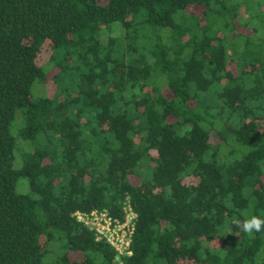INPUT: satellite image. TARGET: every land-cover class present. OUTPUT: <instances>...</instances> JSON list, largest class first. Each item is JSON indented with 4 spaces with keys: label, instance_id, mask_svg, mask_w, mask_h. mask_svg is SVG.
<instances>
[{
    "label": "trees",
    "instance_id": "1",
    "mask_svg": "<svg viewBox=\"0 0 264 264\" xmlns=\"http://www.w3.org/2000/svg\"><path fill=\"white\" fill-rule=\"evenodd\" d=\"M127 199L120 256L74 215ZM253 215L264 0H0V264H264Z\"/></svg>",
    "mask_w": 264,
    "mask_h": 264
},
{
    "label": "built area",
    "instance_id": "2",
    "mask_svg": "<svg viewBox=\"0 0 264 264\" xmlns=\"http://www.w3.org/2000/svg\"><path fill=\"white\" fill-rule=\"evenodd\" d=\"M122 212L123 219L114 218L107 212L99 210L90 213L77 211L74 218L95 234L97 242L107 243L120 256H131L137 213L130 199L123 203Z\"/></svg>",
    "mask_w": 264,
    "mask_h": 264
},
{
    "label": "clouds",
    "instance_id": "3",
    "mask_svg": "<svg viewBox=\"0 0 264 264\" xmlns=\"http://www.w3.org/2000/svg\"><path fill=\"white\" fill-rule=\"evenodd\" d=\"M232 223L238 227H242V231L249 235L264 231V219L259 216L253 215L250 218L245 219L242 224L238 219H233Z\"/></svg>",
    "mask_w": 264,
    "mask_h": 264
},
{
    "label": "rangeland",
    "instance_id": "4",
    "mask_svg": "<svg viewBox=\"0 0 264 264\" xmlns=\"http://www.w3.org/2000/svg\"><path fill=\"white\" fill-rule=\"evenodd\" d=\"M13 132H14V135L16 136L17 135V132H16V130H15V126H14V128H13ZM212 246V245H211ZM191 264H198L197 262H191Z\"/></svg>",
    "mask_w": 264,
    "mask_h": 264
}]
</instances>
